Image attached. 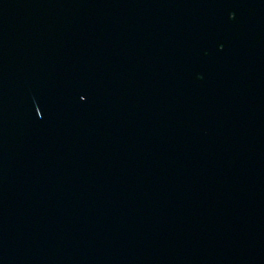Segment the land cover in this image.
Instances as JSON below:
<instances>
[{
    "label": "water",
    "instance_id": "water-1",
    "mask_svg": "<svg viewBox=\"0 0 264 264\" xmlns=\"http://www.w3.org/2000/svg\"><path fill=\"white\" fill-rule=\"evenodd\" d=\"M0 264H264V0H0Z\"/></svg>",
    "mask_w": 264,
    "mask_h": 264
}]
</instances>
